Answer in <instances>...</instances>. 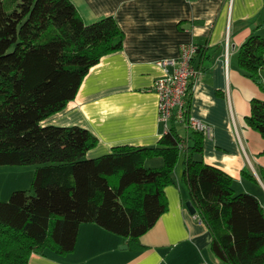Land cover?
<instances>
[{
  "label": "trees",
  "instance_id": "trees-1",
  "mask_svg": "<svg viewBox=\"0 0 264 264\" xmlns=\"http://www.w3.org/2000/svg\"><path fill=\"white\" fill-rule=\"evenodd\" d=\"M124 40L113 17L86 24L70 0H0V167L37 166L29 191L0 200V264L71 254L84 224L141 248L140 238L168 211L165 188L175 184L181 159L182 181L212 235L215 257L264 264V209L254 195L236 194L229 174L198 158L203 133L188 128L181 136L173 122L157 146H118L89 159L98 142L90 131L41 124L77 97L90 69L122 50ZM205 50L199 46L197 56ZM238 65L264 89V37L246 40ZM246 121L264 138V102H251ZM155 158L163 165L148 167Z\"/></svg>",
  "mask_w": 264,
  "mask_h": 264
},
{
  "label": "crops",
  "instance_id": "crops-1",
  "mask_svg": "<svg viewBox=\"0 0 264 264\" xmlns=\"http://www.w3.org/2000/svg\"><path fill=\"white\" fill-rule=\"evenodd\" d=\"M86 24L113 17L125 34L123 49L104 56L85 77L77 97L43 126H78L98 140L87 153L96 159L118 146L154 147L166 133L159 117L156 65L175 59L184 45L205 47L194 67L201 70L190 113L212 128L202 156L233 179L236 194L257 197L264 209V138L249 127L251 102H264V89L238 65L239 50L253 34L264 37V0H70ZM229 42V51L228 44ZM264 83V71L261 73ZM181 136H186L179 126ZM155 164V165H153ZM157 168L162 158L148 160ZM165 188L168 211L140 238L141 248L96 224L79 229L73 253L33 254L29 264H224L211 250L212 235L182 181ZM254 177L250 179L244 172Z\"/></svg>",
  "mask_w": 264,
  "mask_h": 264
},
{
  "label": "built area",
  "instance_id": "built-area-1",
  "mask_svg": "<svg viewBox=\"0 0 264 264\" xmlns=\"http://www.w3.org/2000/svg\"><path fill=\"white\" fill-rule=\"evenodd\" d=\"M227 46L229 51V42ZM198 50L196 44L184 45L178 58L157 61L156 65L162 70V75L155 81L154 91L159 97V117L166 132L174 122L185 129L192 128L201 132L205 137L211 135L210 125L192 116L188 109L191 84L193 81L196 83L200 75L193 65Z\"/></svg>",
  "mask_w": 264,
  "mask_h": 264
},
{
  "label": "rangeland",
  "instance_id": "rangeland-1",
  "mask_svg": "<svg viewBox=\"0 0 264 264\" xmlns=\"http://www.w3.org/2000/svg\"><path fill=\"white\" fill-rule=\"evenodd\" d=\"M36 168V165L1 166L0 200L8 201L12 193L16 191H29L32 187Z\"/></svg>",
  "mask_w": 264,
  "mask_h": 264
},
{
  "label": "water",
  "instance_id": "water-1",
  "mask_svg": "<svg viewBox=\"0 0 264 264\" xmlns=\"http://www.w3.org/2000/svg\"><path fill=\"white\" fill-rule=\"evenodd\" d=\"M187 206H188V208H189V210H190L191 213H193V214L196 213V209H195V207L193 206V204L191 202H189L187 204Z\"/></svg>",
  "mask_w": 264,
  "mask_h": 264
}]
</instances>
